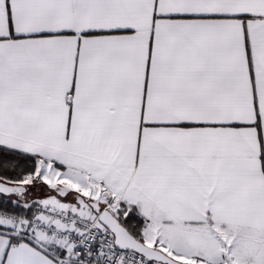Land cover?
<instances>
[{
	"label": "snow or ice",
	"instance_id": "snow-or-ice-1",
	"mask_svg": "<svg viewBox=\"0 0 264 264\" xmlns=\"http://www.w3.org/2000/svg\"><path fill=\"white\" fill-rule=\"evenodd\" d=\"M0 264H264V0H0Z\"/></svg>",
	"mask_w": 264,
	"mask_h": 264
}]
</instances>
